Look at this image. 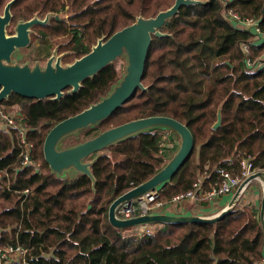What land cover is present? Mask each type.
I'll return each mask as SVG.
<instances>
[{"label": "trees", "instance_id": "1", "mask_svg": "<svg viewBox=\"0 0 264 264\" xmlns=\"http://www.w3.org/2000/svg\"><path fill=\"white\" fill-rule=\"evenodd\" d=\"M9 0H0L1 7ZM220 0L182 5L161 31L152 35L142 83L120 107L96 127L92 137L122 122L166 115L184 123L194 146L190 156L159 190L158 199L171 198L200 183L197 193L211 188L220 169L238 171V158L253 156L255 170H264V61L263 45L251 29L231 22V9L253 17L264 30V0ZM174 0H16L12 20L53 13L38 37L69 39L59 49L63 61L86 54L96 41L131 24L137 15L154 16ZM66 14L67 19L62 17ZM61 15V16H60ZM9 28V26H8ZM7 28V29H8ZM8 33H12L9 29ZM250 44L252 69H247L241 44ZM50 47L42 49L47 57ZM120 65L108 64L86 78L80 89L51 98H29L12 93L2 105H15L23 114L31 159L40 166L20 168L19 147L13 130L0 129V170L15 178L11 190L0 184V245L32 247L34 264H254L262 257V231L256 213L240 202L214 223H161L141 235L112 227L110 203L140 184L162 166L161 131H142L104 149L91 167L94 180L84 174L57 177L44 161L45 135L59 121L99 100L114 84ZM221 105V124L212 128ZM205 175V176H204ZM202 176L204 178L202 179ZM30 188L27 200L14 192Z\"/></svg>", "mask_w": 264, "mask_h": 264}, {"label": "water", "instance_id": "2", "mask_svg": "<svg viewBox=\"0 0 264 264\" xmlns=\"http://www.w3.org/2000/svg\"><path fill=\"white\" fill-rule=\"evenodd\" d=\"M15 1L9 0L0 13V102L8 99L12 93L29 98L58 100L64 95L66 88L69 92L75 93L86 78L94 76L118 58L125 59L122 73L103 97L80 112L59 121L45 135L42 145L43 158L55 176L69 177L84 174L94 180L91 167L101 151L142 131L157 130L162 133L169 131L172 137L179 141L173 155L166 159L150 177L110 203L107 219L112 227L131 230L152 226L153 223H214L239 204L247 186L254 180L262 188L264 209V171L257 170L241 180L224 207L208 215L155 211L122 218L117 214L118 208L123 203L138 198L148 191H159L190 156L194 146L193 135L184 123L173 117L154 115L135 118L110 126L83 141L68 143L73 136L77 137L85 133L108 118L138 88L146 89L141 79L152 35L158 37L167 35L161 29L177 14L182 5L203 3L207 0H174L171 6L154 16L138 15L131 24L105 39L99 38L86 54L65 64L62 63L61 56L54 53L45 57L43 61L35 59L32 63L24 59L18 61L17 55L16 58L14 57L18 49L27 47L31 43L33 26L45 25L52 17L49 12L43 18L33 16L19 20L14 25L13 33H8L7 28L12 20L10 8ZM220 1L224 6L228 3L227 0ZM53 16L60 18L58 15ZM221 119V105H219L212 128L216 129L220 126Z\"/></svg>", "mask_w": 264, "mask_h": 264}, {"label": "built area", "instance_id": "3", "mask_svg": "<svg viewBox=\"0 0 264 264\" xmlns=\"http://www.w3.org/2000/svg\"><path fill=\"white\" fill-rule=\"evenodd\" d=\"M224 15L236 26L252 30V32L255 34L256 40H258L257 43L263 45L260 59L264 61V30H261L259 27L258 20L249 16L241 17V15L231 9H228ZM241 50L245 59L246 68L252 69L253 66L250 59V44H241ZM23 117V114L18 111L15 105L7 106L0 104V129L13 130L20 150L18 154V158L20 159L19 167L22 169L25 166L31 165L35 168H38L39 164L31 159V152L34 146L27 139L28 128L24 123H22ZM164 148L165 141H162L160 143L159 151L161 154H164ZM252 160L253 156L251 155L238 158V171L236 173L227 169H220L218 180L211 188L205 191L206 197L212 199L224 194H233L243 178L257 171L253 167ZM16 175L17 171L11 173L7 169L0 170L1 186L7 190H11V180L12 178H15ZM199 187L200 183L195 182L193 183V187L191 189L174 195L169 202H163L159 200V191L151 190L138 198L120 205L117 210V214L122 218H128L140 214L163 211L168 208L170 204L194 197ZM14 192H19L23 195L22 201H25V199L27 200V198L33 194V190L30 188H24L20 191L16 189ZM151 227L152 226H145L138 229L140 234L144 235L149 230H151ZM31 257L32 247L23 246L19 243L0 245V264H34L30 261ZM254 264L261 263L255 262ZM262 264H264V262Z\"/></svg>", "mask_w": 264, "mask_h": 264}, {"label": "crops", "instance_id": "4", "mask_svg": "<svg viewBox=\"0 0 264 264\" xmlns=\"http://www.w3.org/2000/svg\"><path fill=\"white\" fill-rule=\"evenodd\" d=\"M162 140L165 141V148L163 155L165 159H168L177 150L179 141L174 137H172L169 131L163 132ZM204 176H202V179L204 178ZM212 186L213 185H211V187ZM206 190L208 189L202 188L201 191L195 193L194 197L184 199L174 204H170L168 208H166L163 211L170 214L208 215L224 207L227 204V202L230 200L232 195V194H224L209 199L206 197L205 194ZM262 192L263 191L260 184L254 180L247 186L244 194L240 199V202H242L244 205L249 206L251 210L256 213V216L260 224V228L263 234L262 235L263 247H262V257L258 261V263L261 264L264 262V209L262 208V196H263Z\"/></svg>", "mask_w": 264, "mask_h": 264}, {"label": "rangeland", "instance_id": "5", "mask_svg": "<svg viewBox=\"0 0 264 264\" xmlns=\"http://www.w3.org/2000/svg\"><path fill=\"white\" fill-rule=\"evenodd\" d=\"M3 8H4V6H3ZM3 8L1 7L0 13L3 12ZM53 15L54 14L51 13L52 17H53ZM34 16H37V15H34ZM44 16H37V17L43 18ZM67 16L68 15H66V14H62V17L65 18V19H67ZM13 28H14V24L10 25L9 28L7 29V31H9V29H10L11 32L13 33ZM36 34H37V29H33L32 28L31 43L27 47L18 49L16 51L15 55H14L15 58H16V55H17L18 61H23V59L26 60V61L27 60L30 61V63L34 62L35 59H39L40 61H43L45 57H42L41 51H42V49H44L47 46H49L50 47L49 55L54 53L57 56H61V61H62L63 64L68 63V62L63 61V57H65L68 54V51L67 52H65V51L61 52L59 50V49H61V47L66 45V42L69 39V35L68 34L66 36H63V37L54 36V37L50 38V37H38L37 36L36 38H33V36H35ZM114 63L116 65H120L121 70H120L119 73H122L123 68H124V64H125V59L124 58H118ZM87 138H89V136H86L85 133H82V134H80L77 137L73 136L71 139L68 140V143L69 144H74V143L83 141V140H85ZM36 162L39 164L38 161H36ZM39 166H40V164H39ZM160 226H161V223H153L152 227H151V230H149V231L145 230V231L151 232V231H153L154 229H156V228H158ZM130 232H139V229L138 228L131 229Z\"/></svg>", "mask_w": 264, "mask_h": 264}, {"label": "flooded vegetation", "instance_id": "6", "mask_svg": "<svg viewBox=\"0 0 264 264\" xmlns=\"http://www.w3.org/2000/svg\"><path fill=\"white\" fill-rule=\"evenodd\" d=\"M49 55V54H48Z\"/></svg>", "mask_w": 264, "mask_h": 264}]
</instances>
